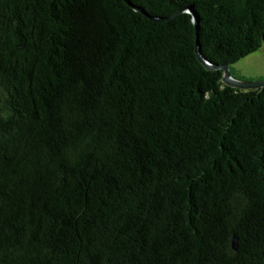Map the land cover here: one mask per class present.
<instances>
[{"label":"trees","instance_id":"1","mask_svg":"<svg viewBox=\"0 0 264 264\" xmlns=\"http://www.w3.org/2000/svg\"><path fill=\"white\" fill-rule=\"evenodd\" d=\"M128 1L0 0V264H264V87L195 54L264 0Z\"/></svg>","mask_w":264,"mask_h":264},{"label":"rangeland","instance_id":"2","mask_svg":"<svg viewBox=\"0 0 264 264\" xmlns=\"http://www.w3.org/2000/svg\"><path fill=\"white\" fill-rule=\"evenodd\" d=\"M229 66L230 77L240 81H264V44Z\"/></svg>","mask_w":264,"mask_h":264},{"label":"water","instance_id":"3","mask_svg":"<svg viewBox=\"0 0 264 264\" xmlns=\"http://www.w3.org/2000/svg\"><path fill=\"white\" fill-rule=\"evenodd\" d=\"M126 2L135 10L140 11L145 13L141 8L134 6L133 4H131L128 0H126ZM152 19L161 21L162 19H158V18H154L151 17ZM195 25L197 26V24L195 23ZM195 54L197 59L200 61V63L208 70H217V69H221L222 70V75H221V82L224 85H227L229 87L232 88H237V89H241V90H249V89H258V88H262L264 87V81H240V80H236L230 77V73H229V66L228 64L226 65H216L212 62H210L209 60L205 59L203 57V55L200 52V48H199V44L198 41H195ZM232 246L235 248L236 247V239L235 237L232 239Z\"/></svg>","mask_w":264,"mask_h":264}]
</instances>
